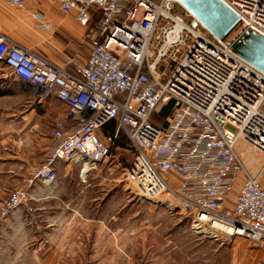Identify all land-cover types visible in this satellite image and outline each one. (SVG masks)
Listing matches in <instances>:
<instances>
[{"label": "built area", "instance_id": "1", "mask_svg": "<svg viewBox=\"0 0 264 264\" xmlns=\"http://www.w3.org/2000/svg\"><path fill=\"white\" fill-rule=\"evenodd\" d=\"M2 1L25 9L35 0ZM51 1L83 29L91 27L89 52L85 63L67 69L0 33V64L9 76L37 104L59 100L70 122L54 123L44 159L3 200L0 218L24 205L35 182L55 183L56 165L103 163L122 133L133 153L124 180L134 195L146 201L166 195L195 226H223L230 241L259 245L264 264V163L253 174L236 151L246 145L264 157V73L173 0ZM219 1L240 26L264 37V0ZM31 17L40 30L51 29L42 13ZM168 102L172 114L155 124ZM112 122L115 135L106 143L99 131ZM236 184L227 213L224 199Z\"/></svg>", "mask_w": 264, "mask_h": 264}, {"label": "rangeland", "instance_id": "2", "mask_svg": "<svg viewBox=\"0 0 264 264\" xmlns=\"http://www.w3.org/2000/svg\"><path fill=\"white\" fill-rule=\"evenodd\" d=\"M71 23L65 24V32L54 31L61 44V48L55 53L68 58L71 54L70 44L74 40L70 37ZM77 26L81 32L75 42L77 57L73 64L82 63L89 50L88 42L92 35L90 26L86 29ZM6 72L8 70L0 64V89L9 93L5 97L0 96V205L11 192L23 188L28 173L41 164L48 151L45 146L49 132L55 123L53 115L41 108L47 100L35 103L28 93L29 89L9 77L6 79ZM154 116V122L156 120L159 123L163 119L161 115ZM105 136V132L100 136L104 142ZM115 141L109 144L110 156L96 165L91 173L79 176L78 173L83 169L81 164L61 163L60 169L68 168L73 171L70 177H57L53 184L35 182L26 191L28 199L24 205L19 206V215L32 221L50 219L54 223L58 219L61 223L58 228L60 233L71 237L72 234L86 230V224L80 220V216L89 218L96 213L104 216V226L116 231L118 236L92 242V254L86 259L94 264L261 262L263 249L259 245L241 237L230 241L226 230L211 227L210 224L204 228L195 226L193 217L178 204L169 201L166 195L152 201L134 195L126 187L124 180L125 171L133 161V153L122 133H118ZM249 150L252 149L246 145H239L236 149L247 171L254 174L258 170L252 171L250 168L255 164V159L250 157ZM260 157L261 168L264 157ZM84 169L89 168L85 166ZM8 170L12 173H5ZM261 184L264 186V175ZM60 186L61 190L50 197L49 191L59 190ZM238 189L236 184L224 199L225 212L230 213L232 210ZM50 201L58 204L66 202L69 205L68 208L57 209L55 206H48Z\"/></svg>", "mask_w": 264, "mask_h": 264}, {"label": "crops", "instance_id": "3", "mask_svg": "<svg viewBox=\"0 0 264 264\" xmlns=\"http://www.w3.org/2000/svg\"><path fill=\"white\" fill-rule=\"evenodd\" d=\"M27 4L25 9H19L14 6L10 7L0 0V33L7 36L10 40L15 41L20 46L47 58L56 65L60 64L67 69H71L72 64L76 62L75 57H77L75 42L79 39L81 32L77 26L78 24L71 15H63L59 11L57 3L51 0H35L29 1ZM33 13H42L45 18V23L51 29L40 30L31 17ZM63 22L67 25L72 22L70 26L72 33H70V37H73L74 40L70 44L71 54L69 58L55 53L57 49L59 50L61 48V44L54 35V31L56 30L58 33H61V31L65 32L66 25ZM88 52L82 63L86 62ZM4 77L6 79L9 77L12 81H15L9 76V72H6ZM7 95L9 93L3 96L5 97ZM42 105L41 108H43V111L53 115L55 122L63 120L67 125L70 124L65 106L59 100L50 98ZM111 124L114 127L115 124L113 122ZM103 132L104 129L100 130L99 136ZM51 133L52 131L49 132L50 135L46 142V150L51 146ZM249 152L250 157L255 159V164L250 167L251 170H259L261 157L252 150H249ZM60 164L55 167L56 177H70L73 171L68 168L60 169ZM91 171L93 170L83 169L78 174L79 176H84L91 173ZM5 173L10 174L12 172L8 170ZM240 182L241 180H239ZM61 188L62 186L59 187V190L54 189L53 191H49L50 197L56 195L58 193L57 191H60ZM67 205L69 203L66 202L58 204L50 201L48 203V206H55L57 209L68 208ZM19 208L11 216L0 220V264H94L89 259L87 262L86 259V257L92 254V242L97 239L103 240L118 236L116 231H111L104 226L106 219L98 213L89 218L80 216V220L86 224V230L72 234L71 237L60 233L58 228L61 223L58 219L54 223L50 219L28 220L19 215Z\"/></svg>", "mask_w": 264, "mask_h": 264}, {"label": "water", "instance_id": "4", "mask_svg": "<svg viewBox=\"0 0 264 264\" xmlns=\"http://www.w3.org/2000/svg\"><path fill=\"white\" fill-rule=\"evenodd\" d=\"M235 55L264 73V37L237 23L235 14L219 0H173Z\"/></svg>", "mask_w": 264, "mask_h": 264}, {"label": "trees", "instance_id": "5", "mask_svg": "<svg viewBox=\"0 0 264 264\" xmlns=\"http://www.w3.org/2000/svg\"><path fill=\"white\" fill-rule=\"evenodd\" d=\"M7 93H8V91L0 89V96L6 95ZM172 111H173V102H168L166 105H164L163 107H161L160 110L157 112V114L158 115H161L163 119L160 120L159 123H158V121H156V120L154 122V118H153V122L155 124L159 125L160 122L163 121L161 123V125H164L165 124V120L168 117H170V115L172 114ZM111 125H112L111 123L106 124L102 128V130L104 129V132H105L106 136H109V137H112L113 138V136L115 135V129H113L114 127H112ZM117 136H118V134H117ZM117 136H116V138H114L112 140V143L116 142L115 140L117 139Z\"/></svg>", "mask_w": 264, "mask_h": 264}, {"label": "bare ground", "instance_id": "6", "mask_svg": "<svg viewBox=\"0 0 264 264\" xmlns=\"http://www.w3.org/2000/svg\"><path fill=\"white\" fill-rule=\"evenodd\" d=\"M215 226H216L217 228L221 229V230H222V229L227 230V228H225V227H223V226H222V227L219 226V225H215Z\"/></svg>", "mask_w": 264, "mask_h": 264}]
</instances>
